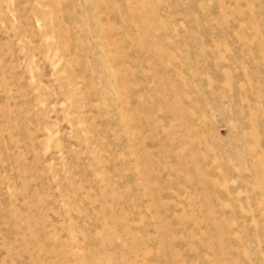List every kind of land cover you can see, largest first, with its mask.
I'll list each match as a JSON object with an SVG mask.
<instances>
[{"label":"rangeland","instance_id":"obj_1","mask_svg":"<svg viewBox=\"0 0 264 264\" xmlns=\"http://www.w3.org/2000/svg\"><path fill=\"white\" fill-rule=\"evenodd\" d=\"M0 264H264V0H0Z\"/></svg>","mask_w":264,"mask_h":264}]
</instances>
